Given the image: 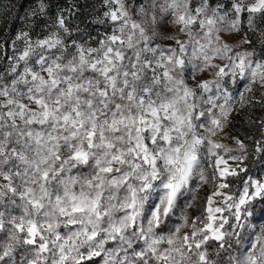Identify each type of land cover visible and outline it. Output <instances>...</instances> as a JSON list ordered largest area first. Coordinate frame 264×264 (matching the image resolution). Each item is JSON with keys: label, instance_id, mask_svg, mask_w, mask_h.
Returning <instances> with one entry per match:
<instances>
[{"label": "snow or ice", "instance_id": "6c2138e0", "mask_svg": "<svg viewBox=\"0 0 264 264\" xmlns=\"http://www.w3.org/2000/svg\"><path fill=\"white\" fill-rule=\"evenodd\" d=\"M104 4L98 46L21 32L0 56V264H264V229L248 232L264 179L248 175L238 137L212 139L235 110L227 81L243 82L241 102L264 90V47H244L248 32L264 37V0H136L143 23L125 0ZM45 11L40 0L33 15ZM55 23L70 34L63 15ZM254 147L264 173V134ZM205 149L221 182L201 215L176 223L194 177L209 182ZM241 173L242 191L225 194Z\"/></svg>", "mask_w": 264, "mask_h": 264}, {"label": "rangeland", "instance_id": "374dc122", "mask_svg": "<svg viewBox=\"0 0 264 264\" xmlns=\"http://www.w3.org/2000/svg\"><path fill=\"white\" fill-rule=\"evenodd\" d=\"M46 5L45 13L41 14L37 12L33 15V12L37 10L40 0H0V56H3L6 51L10 56L12 55L11 42L16 39V36L21 32H28L33 41L42 39L53 32H60V35L66 42L71 40H77L83 42L89 35L92 37L88 40V43L93 46L97 40L103 39L106 32L110 31V24L104 17L105 11L109 6L104 4V0H43ZM222 3L227 7L230 5L231 0H222ZM126 7H129L132 14V19L137 22H141L142 18L138 14V5L136 0H125ZM115 7V5H112ZM59 15L65 17L66 26L70 29V34L64 33L62 29H58L55 21ZM101 21H104L101 23ZM147 27V25H145ZM257 27L261 32H264V22L257 19ZM167 31H172L171 26H167ZM244 31H248L245 27ZM149 30V35H151ZM181 39L186 40L187 36L181 34ZM241 38L240 35H233L229 37L230 42H236ZM248 39L252 41V45H245L244 47H255L257 54L264 45L261 44V37L258 33L248 32ZM155 43L162 46L174 45V41L163 39L161 36L155 38ZM23 41L16 40L17 50L23 48ZM6 61L0 60V65L6 66ZM190 86H194L195 81L190 77H186ZM211 72L202 73L198 76V79H211ZM227 91L233 96V108L235 109L228 118L227 126L224 131L218 133L217 136L212 137L214 141L222 144H226L229 147L236 148L235 141L232 137H238L246 146L249 155V160L246 161L248 168L250 169L248 175L253 178L264 179V173H262L255 163V142L262 138L264 134V127H261L260 122L264 121V105L260 102V97L264 96V90L255 89L253 93L246 94V99L241 102L239 99V92L244 91L243 82L233 85L231 81L226 82ZM222 102V101H221ZM220 155H225L223 150H218ZM238 151L228 153L227 155H239ZM225 155V158H227ZM202 166L199 171H203L205 176L208 177V183L201 184L198 175L194 177L190 183V190L186 191L184 196L179 201L180 208L176 212L175 218L179 219L181 212L186 211L189 217L199 216L204 210L207 197L216 190V185L221 181L217 179L212 180L215 174L214 162L216 157L209 156L206 149L202 150ZM229 164L234 166L235 162L229 161ZM223 167V165H221ZM245 178V174L241 173L238 177H228L227 182L229 188L223 189L225 194L238 195L242 191V181ZM219 202L223 199V196L214 197ZM186 202H190L192 207L185 209ZM264 208V203L259 200L254 202L253 216L250 218V222H253L250 227L251 231L255 235L252 236L253 241L256 236L264 229V213H261V209ZM224 215H228L227 212ZM180 220V219H179ZM187 229H182L181 234ZM61 232L65 229L61 228ZM166 246V245H165Z\"/></svg>", "mask_w": 264, "mask_h": 264}, {"label": "trees", "instance_id": "16d2710c", "mask_svg": "<svg viewBox=\"0 0 264 264\" xmlns=\"http://www.w3.org/2000/svg\"><path fill=\"white\" fill-rule=\"evenodd\" d=\"M180 203V202H179ZM175 221H176V223H179L180 222V220L179 219H177V218H173ZM250 222V221H249ZM253 222H250V225L252 224ZM248 232L250 233V234H252V236L253 235H255V233H253V230L251 231V229L249 228L248 229ZM253 240V239H252ZM213 258H215V256L213 255Z\"/></svg>", "mask_w": 264, "mask_h": 264}]
</instances>
